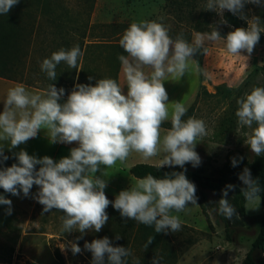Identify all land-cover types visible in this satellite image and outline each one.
<instances>
[{"label":"clouds","instance_id":"1","mask_svg":"<svg viewBox=\"0 0 264 264\" xmlns=\"http://www.w3.org/2000/svg\"><path fill=\"white\" fill-rule=\"evenodd\" d=\"M19 2L0 0V15L8 14ZM261 2L207 0L205 10L221 17L227 10L247 20L248 26L235 28L223 37L213 27L210 33H195L192 43L182 33L173 39L162 22H132L119 40V46L127 54L118 56L126 92L111 78L98 79L95 85L76 83L63 103L60 101L65 89H58L54 83L41 93L29 92L22 84L9 89L0 112V142H8L9 151L36 138L42 130H46L52 144L76 143L78 146L59 161L49 156L37 158L23 149L13 153L17 163L0 168V188L13 196L23 193L28 197L33 185L38 186L32 198L43 206L44 213L54 209L62 212V230L81 233L77 241L89 230L101 231L109 221L106 209L110 204L123 220L154 226L155 233L179 232L182 221L172 213L185 211L189 204L198 206L196 186L183 171L165 174L163 178L152 174L137 178L133 187L121 190L114 200H109L105 194L104 170L115 166L117 161L124 162L133 152L145 160L163 153L157 168L184 169L189 163L193 167L200 165L201 158L195 147L198 139L208 135L207 125L195 117L183 120L187 109L181 102H171L170 113L164 82L168 76L184 77L197 53L207 51L206 41L223 40L229 54L247 61L264 27L259 16L248 19L243 9L246 4L260 6ZM83 55L78 44L70 49L60 48L43 59L41 71L52 81L57 79L56 68L61 62L79 72L78 60ZM146 67L152 70L150 74L145 73ZM93 79L88 77L89 81ZM236 103L238 126L252 129L244 142L255 156H261L264 154V87H254ZM169 118L171 128L161 137V125ZM4 148V143H0V164L9 159ZM231 163L236 167L237 158L233 157ZM97 172L101 175H96ZM238 179L244 185L240 192L246 204L256 209L261 202L259 180L253 179L247 167L238 174ZM235 188V185H226L214 209L228 220L239 217L228 199L229 191ZM0 205L7 206V215L12 214L10 199L0 195ZM115 239L120 240L121 236L116 234ZM153 239V236L148 238L143 246L145 250ZM68 247L74 255L82 251L75 241L69 242ZM83 247L92 255L91 264H128L129 257L132 264H141L130 248L114 246L107 236L90 243L85 241ZM162 261L163 257L155 255L151 264H162Z\"/></svg>","mask_w":264,"mask_h":264},{"label":"rangeland","instance_id":"2","mask_svg":"<svg viewBox=\"0 0 264 264\" xmlns=\"http://www.w3.org/2000/svg\"><path fill=\"white\" fill-rule=\"evenodd\" d=\"M65 1L61 2L63 4L61 8L64 10L66 8L78 9L77 11L86 9L79 0ZM101 2H99L97 11H92L91 21L100 23L93 26L90 40L98 38V40L111 43L115 46L113 49L115 56L125 54L119 46V40L125 29L132 22L141 20L162 22L169 28L171 37L176 38L182 33L184 39L189 43L193 42L195 33L199 32L196 29L199 23H201L202 28L216 27L219 32L225 30L226 34L234 30L227 23H222L224 18L216 12L205 10L207 0H196L194 8L186 7L181 15L165 6V0H138V3L135 2L129 6L131 9L136 6V11L132 12L126 9L120 12L116 10L110 14L102 12ZM103 2L116 9L125 4L122 0H104ZM140 6L144 8L139 9ZM93 12H95L94 16ZM226 12L227 10H224L223 16ZM243 14L248 19H251L252 16H259L262 22L261 27H264V0L260 6L246 4ZM102 22L104 27L101 25ZM241 22V28H247V20L241 19ZM221 42L224 41L221 40ZM217 45L215 50H220L227 56L224 55L220 58L221 63H223L222 68L219 67L218 62L214 72L208 70L212 80H210L211 85L206 84V90L210 94H216V87L219 86L217 84H225L229 87V83H231L232 87L230 88L235 89V91L227 98L208 96L202 92L191 111L190 117L202 119L207 125L208 135L203 139H198L195 147V151L201 158L199 166H205L206 175H210L214 169L222 167L227 161L229 153L250 161L256 157L244 142L247 136L251 134L252 129L238 126V118L235 112L239 106L236 101L254 87H264V32L260 34L259 43L251 54L252 66L248 70L247 76L245 75L240 79L234 72L235 64L229 61L231 54L225 50L224 44ZM205 53L202 50L197 53L198 58L202 57L203 74H205L203 64ZM103 54L114 56L109 50ZM234 80H236L235 83ZM3 93L6 92H0V98ZM230 120L235 121L233 125L230 124ZM254 127L255 125H253ZM166 130L168 129L161 127V137L166 133ZM69 155V151L62 149L57 161ZM137 155L140 154L131 153L130 156L132 157L129 156L125 162L117 161L115 166L104 170L103 178L107 180L105 194L109 200H114L121 190H126L135 185L137 178L130 174L131 166L129 165L144 162H134L136 160L134 156ZM159 156L163 158V153ZM186 166L195 168L190 163ZM96 175L99 176L101 173L97 172ZM38 190V186L33 185L28 197H24L23 193L17 197L12 205L13 213L5 217L8 228L6 231H0V264H59L57 252L61 254L66 264H91L92 255L83 247L85 241L90 243L93 239H100L105 236L109 239L113 238L118 228L112 216L118 211L110 204L106 209L109 221L101 231L97 233L89 230L77 241V237H80L81 233L75 230L65 233L62 230L61 217L64 215L62 212L54 209L44 213L43 206L32 198ZM206 192L210 201L216 199L215 192ZM197 204L198 206L189 204V207L183 212L172 213L179 216L182 221L179 232L169 231L166 234L167 244L176 254L175 264H241L262 227L261 202L259 206H255L256 209H251L254 206L246 204L244 225L233 229L232 240L228 239L224 223L217 220L214 212L209 210V214L206 216L198 199ZM19 214L20 218L17 217ZM73 241L79 244L82 249L81 253L74 255L71 252L68 244ZM63 246L65 247L62 250ZM143 246L144 244L139 240L134 242L131 247L134 256L140 259L141 264L143 261L149 262L151 257V253L147 254V249L145 250ZM11 248L15 249L12 254ZM156 255L159 256V251ZM128 264H132L131 257H129Z\"/></svg>","mask_w":264,"mask_h":264},{"label":"trees","instance_id":"3","mask_svg":"<svg viewBox=\"0 0 264 264\" xmlns=\"http://www.w3.org/2000/svg\"><path fill=\"white\" fill-rule=\"evenodd\" d=\"M64 1L20 0L8 14L0 15L1 78L41 90H46L50 84L54 83L58 89L61 87L65 89L64 97L66 98L76 83L95 85L96 80L102 78H111L118 83L121 62L118 60V55L115 56L113 53L115 46L111 43L86 42L90 38L89 23L96 0H79L80 3L85 5L84 8H86L81 11L71 8L62 9L63 4L61 2ZM195 1L165 0V6L181 15L183 9L186 7L194 8ZM223 18L233 29L241 28L242 22L238 15H233L227 11ZM198 25L196 29L202 33H210L213 29L212 27L202 28L201 23ZM220 34L222 37L225 36V30L221 31ZM172 38L175 39V37ZM76 44L80 46L84 53L83 57L78 60L80 71L77 72V69H71L64 62H61L56 68L57 79L55 81L49 80L46 73L42 72L40 68L43 59L50 57L54 51L60 48L70 49ZM108 50L114 56H109L110 54L105 56L103 54L106 51L108 52ZM202 52L204 51L202 50ZM124 55L127 54L125 53ZM195 58L199 64L201 79L204 80L202 57L198 58L196 55ZM89 76H92L94 79L89 81ZM234 91L235 89L222 84L216 87V94H210L207 92L206 87L202 86L197 100L202 92L208 96L227 98ZM193 106L187 110L185 116L182 118L183 120L186 121L190 117ZM234 122V120H230L231 125ZM161 127L170 129L171 120L163 122ZM4 154L9 159L0 164V168L9 167L13 163H17L14 156ZM233 157L238 160L236 167H233L231 163ZM240 158L229 153L224 165L214 169L210 175H206L205 166L189 168L185 165L184 169L179 166L157 168V166L147 163H137L129 169V172L135 178H143L148 174H152L157 178H163L165 174L183 171L186 177L196 186V196L203 213L208 216L209 210L214 212L217 220L224 223L228 239L232 240L233 229L243 226L246 216V201L240 192V189L244 185L238 179V174L247 167L253 179L259 180L263 212L261 230L241 264H264V156H256L252 161L245 158L240 160ZM228 184L236 186L234 191H229L228 199L235 206L239 214V217L234 216L231 220L225 219L218 212L214 211L218 207L216 202L221 198L222 189ZM206 191L215 192L216 199L210 201ZM0 195H4L7 199L13 196L10 193H5L2 188H0ZM112 218L118 228L116 234L121 236L120 240L115 239L116 235L110 238L114 246H124L131 249L134 242L140 240L145 244L148 238L153 236V242L147 247L146 251L147 254L151 253L150 260L149 262L143 261L142 264H151L153 257L158 251L159 256L163 257L162 264L176 263V254L167 244V235L165 233H155L154 226H146L135 220H123L119 212L114 213ZM11 249L12 254L15 249ZM57 255L59 264H66L59 252H57Z\"/></svg>","mask_w":264,"mask_h":264},{"label":"crops","instance_id":"4","mask_svg":"<svg viewBox=\"0 0 264 264\" xmlns=\"http://www.w3.org/2000/svg\"><path fill=\"white\" fill-rule=\"evenodd\" d=\"M100 1L103 2L104 0H96L93 11H95V12L97 11V9H98L97 7H98ZM122 1L125 4H123V7H120L118 9L111 8L108 5H106L104 2H103V6H102V2H101V7L103 9L102 12H107L110 14V13H114L116 10L121 12V11L126 10V9H129V11L131 10L132 12L136 11L135 10L136 6L132 7V9L129 6L135 2L138 3V0H122ZM143 8H144L143 6H140L139 9H143ZM71 9H73V8H71ZM95 12H93V16L95 15ZM96 23H98V22H94L93 20L92 21L90 20L89 32L92 31L93 26L96 25ZM99 23H98V25H99ZM101 25H103V22ZM102 27H104V25ZM102 39H103V37H102ZM86 42L87 43H91V42L108 43L104 40H98V38L96 40H93V39L90 40V38H88L86 40ZM217 44L223 45L224 42H221V40H220V41H216V42L206 41V43H205V47L207 48V51L205 53L203 64H204V70H205L204 76L206 77V79H204V80L201 79L199 64H198V61L195 57L190 62V69H189V71H187L185 73L184 77L179 78V77L168 76L166 78V80L164 82V87L166 88L167 93H168V97H169V112L170 113H171V107H172L171 102H181L186 107V109L188 110L196 102L198 95L200 93L201 87L202 86L206 87V84L211 85L210 80H212V78H211V74L209 73V71L212 70L211 72H214L215 67H217V65H218V62H219V67L222 68L223 63H221L220 58L223 57L224 55L227 56V54L223 53L222 51L215 50L216 46H218ZM242 55H247V53H242ZM230 58L231 59L229 61H232V64H235L234 72L237 74V78L240 79V78L244 77L245 75L247 76L248 70L252 66V59H253L252 55L250 56V58L247 61H245L244 59H242L240 57H236V56H232V55H230ZM144 71L146 74H150L152 70L150 68L146 67L144 69ZM235 81L236 80H234L233 82L235 83ZM118 83L121 85L122 88L125 89V92H126V83H125L124 77H123L122 66H121L119 74H118ZM223 83H226V82L223 81ZM18 84H20V83L10 81V80H7V79L0 77V92H2V91L6 92V93H3V96L0 98V112L3 111V101L7 96L8 90L11 88H14ZM217 85H220V84H217ZM229 85H230L229 87H232L231 83H229ZM23 86H25V85H23ZM25 88L29 92H32V93H41L44 91V90H41L38 88L29 87V86H25ZM66 99L67 98L64 97L60 102L63 103L64 100H66ZM167 121H170V118H169V120H166L164 122H167ZM0 143H4V145H5L4 153H6V154L13 156V153L19 152L21 149H23V150L27 151V153L29 155H35L37 158H40L43 156H49L54 161H57V158L59 157V154L61 153L62 149H66L67 151L70 152L71 148L78 146L76 143L52 144L49 142V140L46 137V130H42L41 132L38 133L36 138L30 139L26 143L19 145L18 147L12 149L11 151H9V149H8V146H7L8 142H0ZM133 154H139V153L133 152ZM132 156H130V157H132ZM134 157L136 158V160L134 159L135 160L134 162L144 161L143 163H147V164H151V165H155V166H157L159 161L162 159L159 155L156 157L150 158L148 160H145L141 155H137ZM135 164H137V163H135ZM134 165L130 164L129 166L132 167ZM37 166H39V165H37ZM21 195H22V193H21ZM20 196H11L8 199H10L12 201V205H13V203L17 200V197H20ZM245 207H246V204H245ZM6 208H7V206L0 205V220H2V222H0V231L1 232L6 231L8 228L7 218H5V217H8V215L6 214ZM261 208H262V201H261ZM13 211H14V209L12 210V213H13ZM17 217L20 218V214L17 215Z\"/></svg>","mask_w":264,"mask_h":264}]
</instances>
